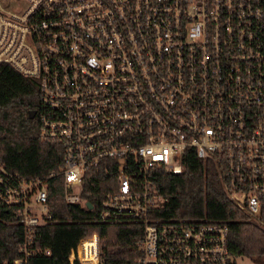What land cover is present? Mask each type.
<instances>
[{
	"label": "built area",
	"instance_id": "built-area-1",
	"mask_svg": "<svg viewBox=\"0 0 264 264\" xmlns=\"http://www.w3.org/2000/svg\"><path fill=\"white\" fill-rule=\"evenodd\" d=\"M0 62L36 80L38 136L61 150L30 179L0 160V221L22 230L11 264L49 252L32 245L52 222L48 179L87 208L82 180L100 165L111 180L97 220L142 225L139 264L234 263L223 221L157 214L155 178L180 174L188 150L264 228V0H0ZM67 262L105 264L99 235Z\"/></svg>",
	"mask_w": 264,
	"mask_h": 264
},
{
	"label": "trees",
	"instance_id": "trees-1",
	"mask_svg": "<svg viewBox=\"0 0 264 264\" xmlns=\"http://www.w3.org/2000/svg\"><path fill=\"white\" fill-rule=\"evenodd\" d=\"M37 106L36 80L0 62V160L9 171L27 179L55 170L61 156L57 142L38 136ZM31 110L33 113L29 114ZM184 155L180 174L161 170L155 178L158 193L164 199L162 208L157 211L158 216L206 217L223 221L227 226L228 255L264 264V228L227 198L213 162L196 158L191 150ZM106 180H111V176L103 165L86 173L80 196L89 201L91 207L84 208L64 202L60 176L48 179L46 205L52 222L36 228L32 245L46 247L49 252L46 255L33 254L25 264H68L69 249L81 236L92 232L99 235L105 264H139L136 241L142 225L97 220ZM8 219L0 221V264H11V259L19 256L17 245L22 230L15 219Z\"/></svg>",
	"mask_w": 264,
	"mask_h": 264
},
{
	"label": "rangeland",
	"instance_id": "rangeland-1",
	"mask_svg": "<svg viewBox=\"0 0 264 264\" xmlns=\"http://www.w3.org/2000/svg\"><path fill=\"white\" fill-rule=\"evenodd\" d=\"M234 264H257L254 263L253 261H250L246 257H236L233 259Z\"/></svg>",
	"mask_w": 264,
	"mask_h": 264
},
{
	"label": "water",
	"instance_id": "water-1",
	"mask_svg": "<svg viewBox=\"0 0 264 264\" xmlns=\"http://www.w3.org/2000/svg\"><path fill=\"white\" fill-rule=\"evenodd\" d=\"M32 113H33V110L29 111V114H32ZM85 206H86L87 208H90V207H91V203H90L89 201H86V202H85Z\"/></svg>",
	"mask_w": 264,
	"mask_h": 264
}]
</instances>
